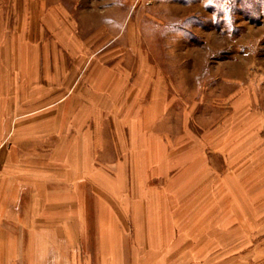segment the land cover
Segmentation results:
<instances>
[{"label":"crops","instance_id":"crops-1","mask_svg":"<svg viewBox=\"0 0 264 264\" xmlns=\"http://www.w3.org/2000/svg\"><path fill=\"white\" fill-rule=\"evenodd\" d=\"M25 22L0 34V264H180L185 214L165 203L188 170L212 171L205 148H246L261 133L259 111L232 103L221 124L193 129L189 111L174 124L167 79L136 36L62 54L30 49ZM6 37L20 45L7 49ZM104 133L110 172L94 159L106 155ZM156 179L168 192L149 194Z\"/></svg>","mask_w":264,"mask_h":264},{"label":"rangeland","instance_id":"rangeland-1","mask_svg":"<svg viewBox=\"0 0 264 264\" xmlns=\"http://www.w3.org/2000/svg\"><path fill=\"white\" fill-rule=\"evenodd\" d=\"M25 20L30 49L62 54L91 56L114 36L122 34L123 45L136 36L167 79L174 124L184 111L193 129L221 124L232 103L259 111L261 133L232 154L205 148L212 171L188 170L185 189L165 206L185 214L188 238L171 255H184L180 264H264V0H0V34L18 33ZM6 38L7 49L20 45ZM104 139L106 155L95 154V165L105 161L110 172L112 133ZM187 140L191 150L200 138ZM167 190L156 179L149 194Z\"/></svg>","mask_w":264,"mask_h":264}]
</instances>
